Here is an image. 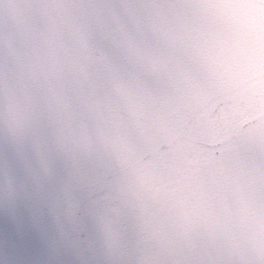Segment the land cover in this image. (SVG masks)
<instances>
[{"label": "clouds", "instance_id": "clouds-1", "mask_svg": "<svg viewBox=\"0 0 264 264\" xmlns=\"http://www.w3.org/2000/svg\"><path fill=\"white\" fill-rule=\"evenodd\" d=\"M0 264H264V0H0Z\"/></svg>", "mask_w": 264, "mask_h": 264}]
</instances>
